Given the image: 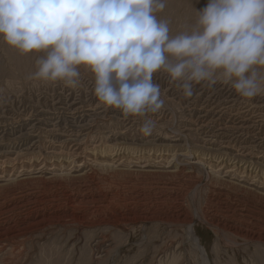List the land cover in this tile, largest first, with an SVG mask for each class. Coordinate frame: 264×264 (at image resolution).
<instances>
[{"label": "rangeland", "instance_id": "obj_1", "mask_svg": "<svg viewBox=\"0 0 264 264\" xmlns=\"http://www.w3.org/2000/svg\"><path fill=\"white\" fill-rule=\"evenodd\" d=\"M206 4L156 15L177 35ZM42 56L0 39V264H264V94L185 97L161 70L162 109L125 116L83 66L75 89L34 80Z\"/></svg>", "mask_w": 264, "mask_h": 264}, {"label": "clouds", "instance_id": "obj_2", "mask_svg": "<svg viewBox=\"0 0 264 264\" xmlns=\"http://www.w3.org/2000/svg\"><path fill=\"white\" fill-rule=\"evenodd\" d=\"M166 0H0V39L22 55L43 53L34 80L75 89L81 66L93 94L125 116L159 112V71L193 84H229L242 99L264 94V0H207L190 32L158 19ZM157 122L147 119L148 136Z\"/></svg>", "mask_w": 264, "mask_h": 264}]
</instances>
